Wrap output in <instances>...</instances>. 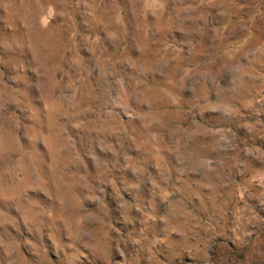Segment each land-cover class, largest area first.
Here are the masks:
<instances>
[{
	"label": "rangeland",
	"instance_id": "374dc122",
	"mask_svg": "<svg viewBox=\"0 0 264 264\" xmlns=\"http://www.w3.org/2000/svg\"><path fill=\"white\" fill-rule=\"evenodd\" d=\"M0 264H264V0H0Z\"/></svg>",
	"mask_w": 264,
	"mask_h": 264
}]
</instances>
